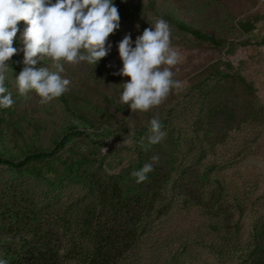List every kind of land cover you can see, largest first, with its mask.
Listing matches in <instances>:
<instances>
[{
    "label": "trees",
    "instance_id": "obj_1",
    "mask_svg": "<svg viewBox=\"0 0 264 264\" xmlns=\"http://www.w3.org/2000/svg\"><path fill=\"white\" fill-rule=\"evenodd\" d=\"M146 2L150 11L179 33L204 45L225 47L226 40L208 35L181 18L183 7L178 5L179 0ZM113 4L120 15L118 28L120 24L126 27V23L136 22L142 10L141 6H132L130 0H113ZM17 27L13 47L19 50L26 25L21 21ZM142 33L130 35L132 41ZM108 40L114 46L108 55L96 66L86 64L92 75L102 80L101 66L108 68L107 78L114 80L118 88L116 100L106 98L104 104L93 100L82 83L64 68L61 76L70 80L69 90L52 102L61 107L66 123L53 127V131L40 119L17 111L15 98L21 95L14 79L23 68L22 51L7 62L13 75L9 72L5 87L14 104L8 109L0 108V165L43 183L41 195L45 197L39 201L22 192L11 195L9 190L6 194L0 191V260L7 264H64L67 260L79 264H127L132 255L133 262L128 264H141L136 256L147 240L154 241L150 237L154 221L179 206L186 215L197 212L201 221L190 225L178 238H158L151 248L160 251L148 259V264H204L201 250L208 251L215 264H264V193H257L264 168L242 163L251 153L249 150L245 155L246 149L228 152L223 160L205 161L216 145L231 134L242 135L243 127L264 126L251 85L241 76L214 70L188 88L173 90L160 106L132 113L128 105L120 102L122 84L129 80L117 74L122 68L117 49L121 39L116 36ZM43 66L55 71L50 58L37 64ZM202 87L206 89L205 111L198 113L191 126L194 137L183 135L171 126L173 111L164 114L161 106ZM154 117L160 120L166 137L149 145V122ZM50 130V141L42 146L40 137ZM109 135L132 144L137 159L114 158V153L108 151L101 157L105 173L124 160L128 166L117 175H98L92 169L93 161L104 145L101 140ZM246 136L244 133L242 139ZM256 138L244 144H256ZM79 142H86L87 147ZM8 145L13 148L10 152ZM153 156L158 160L153 161ZM146 163L152 164L153 171L138 184L131 174ZM73 184L88 187L90 194L72 196L71 203L62 208L59 198L65 191L61 190ZM54 191L59 194L49 197Z\"/></svg>",
    "mask_w": 264,
    "mask_h": 264
},
{
    "label": "rangeland",
    "instance_id": "obj_2",
    "mask_svg": "<svg viewBox=\"0 0 264 264\" xmlns=\"http://www.w3.org/2000/svg\"><path fill=\"white\" fill-rule=\"evenodd\" d=\"M146 1L130 0L132 6L142 7V10L136 15V22L130 21L126 23V27L123 26L125 23L120 24L122 26L117 28L108 39H116V36H119V39L122 40L125 35H132L134 32L144 31L146 28L154 26L155 22L161 17L146 7ZM52 2L55 3V0H52ZM180 4L183 7L181 18L193 24L196 28L205 31L208 35L226 40V45L223 48L204 45L170 27L171 44L179 49L182 55L181 62L172 69L174 72L173 78L186 81L184 88H188L199 79L201 80L210 75L214 70L228 71L241 76L251 85L264 116V0H179L178 5ZM107 44L112 47L113 41L107 40ZM113 48L114 46L111 49ZM65 65L71 77L82 83L81 87L93 100L100 102V104H104L103 100L106 98L116 100L118 88L115 87L114 80L107 78L109 71H107L106 66H101L104 76L102 80L92 75L86 62L77 65ZM119 66H122V64H119ZM200 84L202 86V83ZM205 91L206 89L203 87L197 91H187L186 96L177 97L172 103L166 102L161 106L164 114L173 111L174 116L171 126L180 130L183 135L194 137L191 126L198 113L205 111L203 100ZM15 99L18 102V107L15 108L20 115H26L35 120L40 119L46 127H52V131L53 127L66 123L65 114H63L59 105L52 101L47 104H40V98L34 92H29L24 97L21 95ZM51 130L41 135L40 143L43 144L42 146L50 141ZM244 133L247 136L242 139ZM242 135L231 134L224 143L216 145L213 154L207 155L205 161L209 159L223 160V157L229 156L227 155L228 152L237 153L242 149H246L244 154L249 150L251 153L245 154L246 157H244L242 163L251 168L257 166L264 168V126L251 127V129L243 127ZM254 138L258 141L256 144L249 145L250 141L244 144L246 140ZM101 142L104 144L100 148L101 154L95 155L92 165V169L99 172L98 175H117L128 166V162L124 160L113 171L105 173V164L101 162V157L108 151L114 153V158L124 156L132 160L137 159L132 144L122 141L119 137L105 136ZM179 143L182 144V139L179 140ZM78 145L83 148L87 147L86 142H79ZM198 146L196 144L195 149ZM8 149L9 152L13 150L12 145H8ZM191 155H188L190 160ZM262 179L263 182H261V187L257 192L259 195L264 193V175ZM10 186L12 187L11 190ZM14 188L16 191L13 190ZM8 190L11 195L22 192L32 199H39V201L45 197L42 196L43 183H39L34 178L29 177L28 174L19 175L9 167L0 165V191L6 194ZM62 191H65L61 197L59 196V204L62 208L71 203L72 196L79 195V193L84 195L87 192L90 194L89 188L80 184L70 185ZM71 193L72 195L68 199L67 196ZM58 194L59 191H54L53 194H48V196L52 197ZM196 213L186 215L181 207L176 206L167 216L156 219L150 236L154 241H146L136 256L141 259V262L138 261L141 264H148V259L156 257L160 249L158 248L159 251L157 249L152 250L151 245L158 238H167V240L169 237L178 238L190 229V225H198L201 220ZM200 254L201 261L204 264H215L208 251L201 250ZM133 257L130 255V260L127 259L126 263L133 262ZM64 264L79 263L67 260Z\"/></svg>",
    "mask_w": 264,
    "mask_h": 264
},
{
    "label": "clouds",
    "instance_id": "obj_3",
    "mask_svg": "<svg viewBox=\"0 0 264 264\" xmlns=\"http://www.w3.org/2000/svg\"><path fill=\"white\" fill-rule=\"evenodd\" d=\"M119 20L113 0H0V108L8 109L14 104L5 80L9 72L13 75L7 62L18 51L23 53V68L14 79L19 94L34 92L40 104H47L69 90L70 80L61 76L65 64L86 62L96 66L108 55L111 45L107 40L118 28ZM21 21L26 27L18 50L13 42ZM117 49L122 62L117 74L129 78L122 84L120 102L128 105L132 113L148 112L160 106L173 90L184 88L186 81L173 78L172 69L181 62L182 55L171 44L165 20L158 19L134 42L130 34L125 35ZM45 57L53 61L55 71L37 67ZM148 131L149 145L166 137L156 117L150 120ZM151 171L152 164L146 163L131 175L139 184L148 179ZM0 264L7 262L0 260Z\"/></svg>",
    "mask_w": 264,
    "mask_h": 264
}]
</instances>
